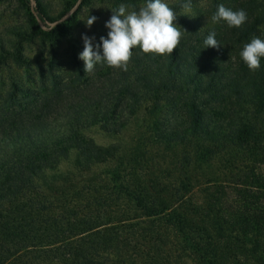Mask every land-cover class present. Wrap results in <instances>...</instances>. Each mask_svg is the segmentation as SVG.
Masks as SVG:
<instances>
[{
    "label": "trees",
    "instance_id": "trees-1",
    "mask_svg": "<svg viewBox=\"0 0 264 264\" xmlns=\"http://www.w3.org/2000/svg\"><path fill=\"white\" fill-rule=\"evenodd\" d=\"M229 1L247 10L241 28L213 23L212 11L204 28L179 22L189 31L172 54L135 48L127 71L99 64L86 74L72 53L61 77L35 63L36 87L10 79L0 97V264H144L134 259L139 225L154 263L225 264L235 251L264 264V57L253 73L239 55L264 40V0L257 10ZM30 13L51 21L38 5ZM211 32L220 49L205 48ZM87 126L129 131L133 160L79 136ZM69 150L88 177L56 185L47 171Z\"/></svg>",
    "mask_w": 264,
    "mask_h": 264
},
{
    "label": "rangeland",
    "instance_id": "rangeland-1",
    "mask_svg": "<svg viewBox=\"0 0 264 264\" xmlns=\"http://www.w3.org/2000/svg\"><path fill=\"white\" fill-rule=\"evenodd\" d=\"M145 2L146 0H84L81 8L72 16L68 12L73 3L72 0H0V97L10 88L11 80L20 87H36L33 83L37 77L35 63H38L42 69L50 68L53 74L57 73V77H61L70 66L71 54L74 53L79 59V54L84 49L82 36L95 37L93 48L96 50L95 46L100 44V38L108 36L109 29L105 27V24L110 19L113 10L118 9L121 4L126 5L129 11L138 10ZM164 2L178 16L174 21L175 25H179V22H188L192 24L193 28H198V25L200 28H204L208 24L211 11L216 13L219 5L223 4L226 8L230 6L229 0H191V11L186 12L181 7L185 0H164ZM261 2V0H251L249 2L250 9L257 10ZM35 5H38L39 9L51 21L40 23L30 13V9ZM259 11L260 9L257 12ZM90 16H95L97 19L89 28L86 24ZM181 29L189 31L188 27L182 26ZM99 51L102 54V45ZM14 57H20L21 61L30 66L31 70L29 69L28 72L23 69L20 62L15 64ZM79 60L83 62L81 59ZM25 74L28 75V79L24 77ZM18 97L21 99L22 96L18 95ZM55 129L63 132L66 125L57 123ZM78 135L84 136L96 146L116 145L118 154L124 157L128 156L127 158L131 160H133V154L137 149V144L132 143L131 134L127 130H123L119 134H106L96 127L87 126ZM159 150L158 146L149 145V153L157 156ZM74 154L73 150H69L66 158L61 160L53 171H47L48 177L54 174L52 178L56 185L62 184L65 180L79 185L88 175L87 172H80L75 167ZM135 167L137 168V166ZM93 170L102 171V166H95L91 169V171ZM133 235L134 259L143 255L144 264H191L188 260H184V263H177L174 259H170L168 262L161 260L154 263V261H150L151 256L144 255L141 249L150 247L153 239L149 241L150 236L143 233L141 225L133 228ZM237 253L230 252V259L225 264H246ZM170 261L176 263H170Z\"/></svg>",
    "mask_w": 264,
    "mask_h": 264
},
{
    "label": "clouds",
    "instance_id": "clouds-1",
    "mask_svg": "<svg viewBox=\"0 0 264 264\" xmlns=\"http://www.w3.org/2000/svg\"><path fill=\"white\" fill-rule=\"evenodd\" d=\"M181 7L186 12L191 11V0H185ZM177 17L164 0H146L138 10L132 11L121 4L118 9L112 11L110 19L106 22L108 36L100 38V44L95 46L96 50L93 48L95 37L82 36L84 49L79 54V59L84 62L85 73L94 72L99 64L127 71L135 48H139L144 54H172L183 36L181 28L174 25ZM96 19L95 16H90L86 25L90 28ZM247 19L245 10L233 11L223 4L218 6L216 13L211 17L213 23L224 21L229 28L236 29L241 28ZM215 37V32L207 36L204 41L205 48L223 47ZM101 45L103 55L99 51ZM239 55L247 68L255 73L260 69L261 58L264 57V40L252 38L250 43L243 46Z\"/></svg>",
    "mask_w": 264,
    "mask_h": 264
}]
</instances>
